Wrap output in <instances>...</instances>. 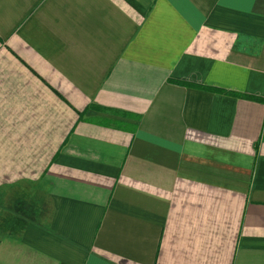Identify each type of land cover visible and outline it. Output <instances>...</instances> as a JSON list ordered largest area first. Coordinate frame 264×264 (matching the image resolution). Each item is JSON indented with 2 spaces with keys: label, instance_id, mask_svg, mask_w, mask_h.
<instances>
[{
  "label": "crops",
  "instance_id": "1",
  "mask_svg": "<svg viewBox=\"0 0 264 264\" xmlns=\"http://www.w3.org/2000/svg\"><path fill=\"white\" fill-rule=\"evenodd\" d=\"M0 264H264V0H0Z\"/></svg>",
  "mask_w": 264,
  "mask_h": 264
},
{
  "label": "trees",
  "instance_id": "2",
  "mask_svg": "<svg viewBox=\"0 0 264 264\" xmlns=\"http://www.w3.org/2000/svg\"><path fill=\"white\" fill-rule=\"evenodd\" d=\"M179 84H182V85L187 86V87L200 88L199 86H195V85L184 83V82H180ZM247 98H251V97H247ZM252 99H254V98H252ZM128 116H131V115H128Z\"/></svg>",
  "mask_w": 264,
  "mask_h": 264
}]
</instances>
